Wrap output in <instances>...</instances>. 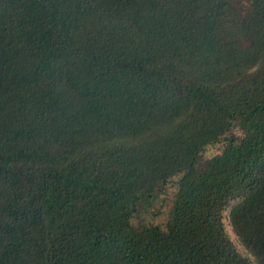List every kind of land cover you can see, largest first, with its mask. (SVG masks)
Segmentation results:
<instances>
[{"label":"trees","instance_id":"1","mask_svg":"<svg viewBox=\"0 0 264 264\" xmlns=\"http://www.w3.org/2000/svg\"><path fill=\"white\" fill-rule=\"evenodd\" d=\"M0 264H264V0H0Z\"/></svg>","mask_w":264,"mask_h":264},{"label":"rangeland","instance_id":"2","mask_svg":"<svg viewBox=\"0 0 264 264\" xmlns=\"http://www.w3.org/2000/svg\"><path fill=\"white\" fill-rule=\"evenodd\" d=\"M220 144H216V145H212V146H209L207 151H206V155L207 156H211V155H214L216 154L217 152H219L220 150ZM175 192V188L171 185L169 186V189H168V192L167 194L165 195L166 199H167V205L164 207V210H167L168 209V205L171 203L172 201V198H173V194ZM165 218L166 216H161L159 222H163L165 221ZM227 229H228V232L229 234L231 235V237L234 239V241L236 242V244L238 245L239 249L244 253V254H247L246 250L244 249V247L239 243L236 235L233 233V231L231 230V228L229 227V225H227Z\"/></svg>","mask_w":264,"mask_h":264}]
</instances>
